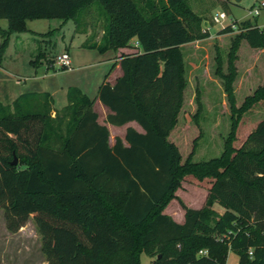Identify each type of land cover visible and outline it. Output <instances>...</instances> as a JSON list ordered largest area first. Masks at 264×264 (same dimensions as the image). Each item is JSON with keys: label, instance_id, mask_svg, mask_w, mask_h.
Wrapping results in <instances>:
<instances>
[{"label": "trees", "instance_id": "obj_1", "mask_svg": "<svg viewBox=\"0 0 264 264\" xmlns=\"http://www.w3.org/2000/svg\"><path fill=\"white\" fill-rule=\"evenodd\" d=\"M90 9L102 18L101 35L85 39L83 47L103 53L136 43L118 56L114 82L105 81L113 63L97 86L95 97L107 108L104 121H134L142 132L126 127V145L117 136L109 145L93 100L72 86L56 110L46 92H24L0 104L5 229L14 232L30 218L47 264H139L141 253L147 264H224L228 250L237 264H264V120L242 128L250 131L234 146L243 114L264 102L263 75L237 105V52L246 41L264 54V28L236 22L226 73L216 55L230 130L220 155L194 161L197 138L185 157L170 140L186 87L181 47L209 37L187 0H0V19L6 20L0 51L9 33L27 29L26 19L67 18L74 32L84 33L80 18ZM186 177L208 181L206 201L200 208L183 205L184 221L177 223L161 209ZM213 203L224 211L217 213Z\"/></svg>", "mask_w": 264, "mask_h": 264}, {"label": "rangeland", "instance_id": "obj_2", "mask_svg": "<svg viewBox=\"0 0 264 264\" xmlns=\"http://www.w3.org/2000/svg\"><path fill=\"white\" fill-rule=\"evenodd\" d=\"M254 1L187 0L191 10L201 16L202 30L207 31L209 37L189 42L181 47L186 87L183 105L177 124L170 134V140L178 146L184 157L190 152L196 138V150L192 157L194 161L207 160L220 155L230 130L229 106L222 80L215 73L216 55H220L222 71L226 73L231 40L237 31L219 33L221 26L210 22L206 27L204 22H209L215 11L223 10L228 14V18L237 23L244 20L254 23L255 18L248 14V9ZM101 19L93 9L82 15L80 22L84 25V33L74 32V23L67 18L26 19L27 29L9 33L0 51V85L3 82L7 90L12 91L15 82H18V87L47 91L51 94L52 105L56 108L66 104L65 93L70 86L83 89L87 96L91 97L94 95L95 81H100L109 69L110 61L107 60V55L111 51L98 53L95 50L84 49L81 45L85 39L87 43L98 41L101 35ZM258 21L262 22L263 16L259 17ZM0 28H6L5 19H0ZM1 40L2 37L0 42ZM121 48L122 51H114L113 58L133 51L135 48L133 40L129 41L128 46ZM66 51L69 60L71 59L69 68L60 69L53 64L52 68L45 69V58L51 59L53 63L56 55ZM237 55L235 61L237 77L234 81V89L239 105L243 98L262 82L264 54L262 50L251 48L246 41H242ZM36 57L39 62L31 64L29 61ZM45 70L46 74H44ZM2 95L3 93L0 94V102L6 103ZM199 103L200 111L195 119L193 116ZM262 120H264V102H259L243 114L234 146L238 147L250 131L249 129L243 133L242 128L249 123L255 126ZM116 134V131L110 133V140ZM206 182L208 181L199 183L192 177L181 180L161 212L176 214L180 209L184 210L183 205L191 208L202 207L206 201ZM212 208L217 213L224 211L218 203H213ZM237 260L238 256L228 250L224 264H237ZM147 263L149 258L141 253L139 264ZM0 264H47L40 250V236L33 221L28 218L16 231L8 232L4 226L1 209Z\"/></svg>", "mask_w": 264, "mask_h": 264}, {"label": "crops", "instance_id": "obj_3", "mask_svg": "<svg viewBox=\"0 0 264 264\" xmlns=\"http://www.w3.org/2000/svg\"><path fill=\"white\" fill-rule=\"evenodd\" d=\"M258 21V20H257ZM134 42V41H133ZM83 47V44L81 45ZM84 49H88V48H85L83 47ZM88 50H95V49H88ZM123 49L122 48H118L116 49L115 51H122ZM96 51V50H95ZM108 51H111L109 55H107V60L110 61V64H109V67L111 64L114 63V66L112 67V69H110L108 75L106 76L105 78V81H107L109 84H112L115 80V78L117 76L120 75V70H119V67H118V64H117V60H118V57L117 58H113V53L114 51L112 50H107L105 52H108ZM67 52V51H66ZM132 52V51H131ZM104 53V52H103ZM130 53V52H128ZM46 60V59H44ZM70 63H71V59L69 60ZM39 62V61H38ZM37 62H35L36 64ZM53 67V64L49 66V64L46 63L45 61V69L47 68H52ZM71 69V68H70ZM72 70V69H71ZM107 72V71H106ZM105 72V73H106ZM104 73V74H105ZM44 74H46V70L44 71ZM103 74V75H104ZM103 78V76H102ZM101 78V80H102ZM100 81H95L94 83V95H92L91 97H88L87 94L85 93V91L83 89H79L81 93H83L85 96H87L88 98L92 99L93 100V103H92V109L94 112H96L97 114V119L96 121L99 123V124H103L106 126L107 130H108V143L109 145L112 144L113 142V139L115 136L119 137L122 141V144L123 145H126V143L124 142L123 140V134H124V130L126 127H131L133 128L136 132H142V129L139 127V125L134 122V121H129L127 123H125L124 125H121V126H113V125H110L108 123H106L104 121L105 119V115L107 113V108L104 107L98 100L97 98L95 97L96 95V89H97V86L98 84L101 82ZM25 81V80H24ZM23 81V82H24ZM16 84H14V89L11 91L10 89L7 90L5 84L2 82L1 85H0V94L3 93V100H6V103H2L0 102V104L2 105H6V104H10L12 102V100H14L19 94L21 93H24V92H46L48 93L47 91H39V90H32V89H29V88H22V87H18V82H15ZM17 86V87H16ZM16 87V88H15ZM78 89V88H77ZM8 91V92H7ZM49 94V93H48ZM50 96V99H51V108H53L54 110L56 109H59V108H56L52 105V97H51V94H49ZM52 113L51 116L53 115V111H51ZM116 131V135L112 137V140H110V133L112 132H115ZM207 195V194H206ZM163 214H166V215H169L175 222L177 223H182L184 221V210L180 209L179 212H176V214H172V213H169L168 211H164L162 212ZM46 262V261H45Z\"/></svg>", "mask_w": 264, "mask_h": 264}, {"label": "built area", "instance_id": "obj_4", "mask_svg": "<svg viewBox=\"0 0 264 264\" xmlns=\"http://www.w3.org/2000/svg\"><path fill=\"white\" fill-rule=\"evenodd\" d=\"M248 14L255 18L254 20L256 26H258L259 28H264V0H255L251 7L248 9ZM261 16H263V21H257ZM210 22L211 24L221 26L222 29L226 27H230L234 30L237 29L236 21L228 18V14L223 10L215 11L211 16V20L209 22L205 21L204 25L207 27ZM133 46H136L135 42H133ZM52 64H55L58 68H69L70 61L67 52H62L61 54L56 55ZM199 254H206V250H200Z\"/></svg>", "mask_w": 264, "mask_h": 264}, {"label": "water", "instance_id": "obj_5", "mask_svg": "<svg viewBox=\"0 0 264 264\" xmlns=\"http://www.w3.org/2000/svg\"><path fill=\"white\" fill-rule=\"evenodd\" d=\"M204 24H205V22H204ZM12 165H14L15 163H16V158L15 157H13V159H12V161L10 162Z\"/></svg>", "mask_w": 264, "mask_h": 264}]
</instances>
